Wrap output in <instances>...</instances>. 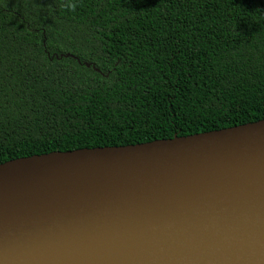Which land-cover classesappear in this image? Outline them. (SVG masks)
<instances>
[{
  "label": "trees",
  "instance_id": "16d2710c",
  "mask_svg": "<svg viewBox=\"0 0 264 264\" xmlns=\"http://www.w3.org/2000/svg\"><path fill=\"white\" fill-rule=\"evenodd\" d=\"M258 9L264 0H0V165L263 121Z\"/></svg>",
  "mask_w": 264,
  "mask_h": 264
},
{
  "label": "water",
  "instance_id": "95a60500",
  "mask_svg": "<svg viewBox=\"0 0 264 264\" xmlns=\"http://www.w3.org/2000/svg\"><path fill=\"white\" fill-rule=\"evenodd\" d=\"M0 264H264V120L0 165Z\"/></svg>",
  "mask_w": 264,
  "mask_h": 264
},
{
  "label": "clouds",
  "instance_id": "9594fccd",
  "mask_svg": "<svg viewBox=\"0 0 264 264\" xmlns=\"http://www.w3.org/2000/svg\"><path fill=\"white\" fill-rule=\"evenodd\" d=\"M258 15L264 16V11H261L260 9L256 10Z\"/></svg>",
  "mask_w": 264,
  "mask_h": 264
}]
</instances>
